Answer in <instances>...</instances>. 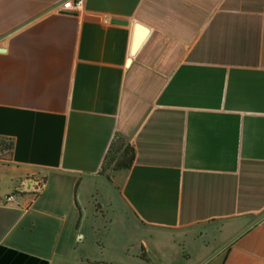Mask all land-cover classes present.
I'll list each match as a JSON object with an SVG mask.
<instances>
[{"label": "crops", "instance_id": "crops-1", "mask_svg": "<svg viewBox=\"0 0 264 264\" xmlns=\"http://www.w3.org/2000/svg\"><path fill=\"white\" fill-rule=\"evenodd\" d=\"M65 1L0 0V264H264V0Z\"/></svg>", "mask_w": 264, "mask_h": 264}, {"label": "built area", "instance_id": "built-area-1", "mask_svg": "<svg viewBox=\"0 0 264 264\" xmlns=\"http://www.w3.org/2000/svg\"><path fill=\"white\" fill-rule=\"evenodd\" d=\"M81 4H82V0H66L65 2L62 3L61 9L63 11H73V10L78 9L81 6ZM17 191H20V190H17ZM13 199H14V195H10L6 197L5 201L11 202L13 201Z\"/></svg>", "mask_w": 264, "mask_h": 264}, {"label": "trees", "instance_id": "trees-1", "mask_svg": "<svg viewBox=\"0 0 264 264\" xmlns=\"http://www.w3.org/2000/svg\"><path fill=\"white\" fill-rule=\"evenodd\" d=\"M116 141H118V142H120L121 143V141L120 140H118V139H115L114 141H113V143L114 142H116ZM113 143H112V145L110 146V148H109V150H108V152H107V154L109 153V151H111V149H112V146H113ZM11 149H12V143L11 142H9V141H0V153H2V152H4V151H6V152H10L11 151ZM120 151H121V145L120 146H118L117 147V149H116V153L118 154V153H120ZM107 154H106V157H105V160H106V158H107ZM104 160V161H105ZM114 160H115V157L113 156V157H108V162H114Z\"/></svg>", "mask_w": 264, "mask_h": 264}, {"label": "rangeland", "instance_id": "rangeland-1", "mask_svg": "<svg viewBox=\"0 0 264 264\" xmlns=\"http://www.w3.org/2000/svg\"><path fill=\"white\" fill-rule=\"evenodd\" d=\"M120 145H121V148H122L123 145H124V143H120V142H118V141L114 142L111 151H109V153L107 154V158H106V160L104 161L103 168H104L106 171H108V172H110L112 166H113L114 163L116 162L117 157L119 156V153H118V154L116 153V149H117V147L120 146ZM113 156L115 157L114 162H113V163H112V162H111V163L108 162V157L110 158V157H113Z\"/></svg>", "mask_w": 264, "mask_h": 264}, {"label": "water", "instance_id": "water-1", "mask_svg": "<svg viewBox=\"0 0 264 264\" xmlns=\"http://www.w3.org/2000/svg\"><path fill=\"white\" fill-rule=\"evenodd\" d=\"M137 29H138L141 33H142V32H143V33H146V29H144V28H142V27H140V26H137ZM141 40H142V36L139 35V36L137 37V39L135 40L133 46H132L131 54H133V53L136 51L138 45L141 43Z\"/></svg>", "mask_w": 264, "mask_h": 264}]
</instances>
